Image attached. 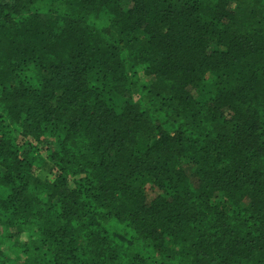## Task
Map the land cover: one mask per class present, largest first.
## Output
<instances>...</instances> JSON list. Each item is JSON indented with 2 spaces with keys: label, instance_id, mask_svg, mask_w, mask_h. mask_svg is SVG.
<instances>
[{
  "label": "trees",
  "instance_id": "trees-1",
  "mask_svg": "<svg viewBox=\"0 0 264 264\" xmlns=\"http://www.w3.org/2000/svg\"><path fill=\"white\" fill-rule=\"evenodd\" d=\"M0 264H264V0H0Z\"/></svg>",
  "mask_w": 264,
  "mask_h": 264
}]
</instances>
